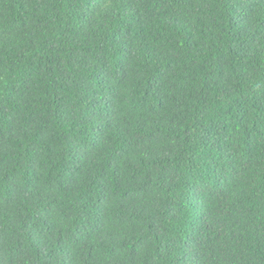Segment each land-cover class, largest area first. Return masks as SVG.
I'll return each instance as SVG.
<instances>
[{"label":"trees","instance_id":"1","mask_svg":"<svg viewBox=\"0 0 264 264\" xmlns=\"http://www.w3.org/2000/svg\"><path fill=\"white\" fill-rule=\"evenodd\" d=\"M0 264H264V0H0Z\"/></svg>","mask_w":264,"mask_h":264},{"label":"clouds","instance_id":"2","mask_svg":"<svg viewBox=\"0 0 264 264\" xmlns=\"http://www.w3.org/2000/svg\"><path fill=\"white\" fill-rule=\"evenodd\" d=\"M205 263V262H204Z\"/></svg>","mask_w":264,"mask_h":264}]
</instances>
